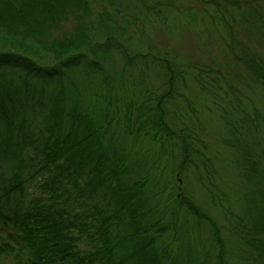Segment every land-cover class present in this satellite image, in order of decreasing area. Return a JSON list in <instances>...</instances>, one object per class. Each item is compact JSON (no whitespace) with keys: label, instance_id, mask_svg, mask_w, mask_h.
I'll use <instances>...</instances> for the list:
<instances>
[{"label":"trees","instance_id":"obj_1","mask_svg":"<svg viewBox=\"0 0 264 264\" xmlns=\"http://www.w3.org/2000/svg\"><path fill=\"white\" fill-rule=\"evenodd\" d=\"M148 1L139 6L151 10ZM99 2L0 0V43L21 48L0 49V221L17 234L0 254L20 264H264L263 59L248 56V83L233 80L258 97L236 94L173 55L130 57L126 25L147 21L116 0L121 25L105 9L91 18ZM70 13L71 34L53 37ZM36 46L53 65L32 57ZM191 115L206 118L200 128L187 127ZM211 125L218 150L205 143ZM31 182L38 193L25 203Z\"/></svg>","mask_w":264,"mask_h":264},{"label":"rangeland","instance_id":"obj_2","mask_svg":"<svg viewBox=\"0 0 264 264\" xmlns=\"http://www.w3.org/2000/svg\"><path fill=\"white\" fill-rule=\"evenodd\" d=\"M100 1V5L91 8V18L97 17L102 9L113 15L109 9L111 7L108 5L110 0ZM116 1L130 2L133 9L137 8L136 13L141 11L142 19L147 21L146 24L140 18H136L126 25V34L133 41L135 47L133 51H130L129 48L130 57L135 55L133 52L137 48L143 57L157 61L173 55L176 63L187 70H193L194 75L201 76L204 81L218 77L222 83L229 82L237 90L236 94L246 95L249 98L258 97V88L242 90L239 89L238 82L233 80L248 83L245 79H240L242 75H246L243 69L246 64L244 60L248 56L255 54L264 61V0H152L151 5H148L151 10H145L139 6L140 0ZM152 9H156V13ZM127 10L125 9V12ZM74 16V14H68L52 31V36L70 35L71 30L75 28L73 26L77 23ZM113 17L120 25L122 24L123 17L119 12ZM243 19L249 21L258 19L259 26L241 25ZM17 48L18 46L12 44L0 43V49L14 51L21 49ZM76 53H84V51L81 49ZM31 55L40 65H53L54 63L52 54L37 46L35 53H31ZM240 58L242 61L239 60ZM205 109L207 113L208 105H205ZM179 112L181 113V111ZM204 118V116L195 118L194 115H191V123L187 127L190 129L192 126H196V129L200 128L199 123L201 124ZM209 134L207 137L204 136L206 145H214L211 148L218 150V143L213 139L216 135L215 125H211ZM169 154L168 152L167 156ZM169 160L171 161V158ZM220 163L224 164L222 172L226 171L228 174L229 168L228 165H225L226 161H220ZM175 180L178 182V186L187 185L188 190L196 191L195 194L200 195L197 183L191 180V177L184 180L180 176H176ZM37 193L38 188L35 183H29L23 197L24 202L26 203ZM13 239H17V234L12 230L11 225L8 226L0 221V244L14 245ZM0 264H20L19 257H14L12 253L0 254Z\"/></svg>","mask_w":264,"mask_h":264}]
</instances>
